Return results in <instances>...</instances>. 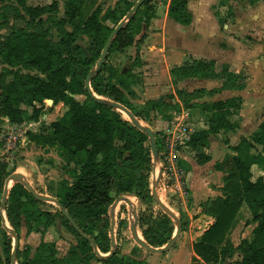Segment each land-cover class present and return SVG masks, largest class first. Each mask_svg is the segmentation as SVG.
<instances>
[{"label": "trees", "instance_id": "obj_1", "mask_svg": "<svg viewBox=\"0 0 264 264\" xmlns=\"http://www.w3.org/2000/svg\"><path fill=\"white\" fill-rule=\"evenodd\" d=\"M242 1H248L253 6L264 0ZM17 2L20 6L17 13L24 22V27L0 37V59L4 64L22 68L27 73L16 75L11 82H7L5 76L0 75L2 112L10 122L22 124L28 116L23 106L32 107L33 112L29 119L33 121H38L42 113V109L36 104H42L45 100L62 102L67 107L63 116L49 126L50 140L56 143L80 171L72 176L74 182H60L55 197L80 229L101 248L94 233L99 225L108 223L109 210L114 203L113 192L116 190L120 196L132 191L136 184L142 187L145 166L151 160L147 135L129 120L123 119L122 113L115 107L95 100L86 88L87 77L95 69L109 38L119 26L118 23L114 27L105 24L109 19H116L117 11L108 10L100 17L101 10L97 9L86 21L77 22L81 11L76 0H65L63 12L56 0L51 4L35 7L28 6L26 0ZM151 2L152 0H147L131 21L120 30L108 56L114 51L122 52L133 46L134 37L141 32L143 24L147 28L150 26L154 16ZM188 2L189 0H171L170 3L169 17L183 26H189L193 20ZM229 2L230 0H220L219 5L226 6ZM67 25L71 26L72 31L66 29ZM55 32L58 40L55 39ZM81 35L92 38L91 48L87 51L77 43ZM108 70L104 64L92 77V92L97 97L125 106L139 119L141 113L138 115L131 109L121 89H126L124 80L128 76H120L110 69V75L106 79L103 74ZM172 75L197 79L214 78L215 63L202 60L186 67L175 68ZM113 79L121 87L112 83ZM233 81L237 82L234 75L227 74L225 87L242 88V85H234ZM206 93L204 90L191 94L178 92L188 108L195 106L212 114L210 129L193 133L188 142L199 165L210 161L205 152L210 134L234 130L230 118L239 113L243 104L240 99L211 104L190 103ZM77 95L85 96V102L77 100ZM164 106L168 105L160 101L149 103L147 108ZM231 149L236 154L228 156L220 167L221 171L227 172L223 178L224 198L216 199L206 208V213L213 216L215 222L195 243L194 250L205 264L217 261L219 254L225 259H231L237 251L243 254V260L239 264H264V176L254 181L252 173L254 165H264V120L257 132L251 137L242 138ZM38 203L40 202L21 183H16L10 189L6 211L19 241L20 229L26 228L30 235L32 232H39L40 226L48 230L57 219H61L76 238V244L70 247L66 256L59 258L56 245L50 246L41 242L31 259L28 256L30 246L21 251L18 244L16 259L19 264L114 262L116 252L108 259H100L91 243L75 231L59 210L55 215L37 211L34 207ZM244 204L253 216L246 225L256 228L250 240L244 239L238 247H234L228 236ZM12 250V237L6 235L5 253L8 259L5 264H11L9 256ZM108 252L110 250L107 248L104 253ZM123 263L125 264L124 261L121 264Z\"/></svg>", "mask_w": 264, "mask_h": 264}, {"label": "rangeland", "instance_id": "obj_2", "mask_svg": "<svg viewBox=\"0 0 264 264\" xmlns=\"http://www.w3.org/2000/svg\"><path fill=\"white\" fill-rule=\"evenodd\" d=\"M52 1L54 0H26L27 5L32 7L51 4ZM56 1H58L59 8L63 12L65 0ZM76 1L81 11L80 17L76 19L77 22H84L92 10L96 8L97 4H99V8L102 11L106 10L108 5L110 7L115 6L114 8L117 11L116 19H109L107 21L110 27H114L117 23L118 25L123 23L126 25L131 21L129 14L132 9L131 7L137 0ZM168 1L171 0H161L160 2L166 3ZM192 1L195 5H203L206 8L204 15L206 17L211 16V19L212 14L216 13L215 16L221 15L222 19L228 22L230 17L234 15L231 18L233 19L231 22L237 21L235 25H238V28H242L243 30H239L233 34L237 40L236 52L238 54L240 52L247 53V51L253 48L254 44V46L258 47H261L260 44H264V1L252 6L248 1L230 0L223 7L218 5L220 0H203L204 4L201 3L203 2L201 0ZM17 10H20L17 0H0V37L7 36L12 31L24 27V22L20 20ZM216 18L218 19V17ZM66 27L70 28L69 25ZM55 36V39L58 40L57 33H55ZM236 59L237 65L242 63V60L238 56ZM20 73L26 74L27 71L18 67H10L0 59V75L5 76L7 82L13 81L16 75ZM105 73L103 74L104 76ZM262 81L264 84V78ZM99 98L106 99L103 97ZM2 99V91L0 90V264H5L8 259V255L5 253L6 235L11 236L7 227L14 230L8 219L6 209H2L6 179L14 173L21 174L38 194L56 198L55 194L60 182L63 180L74 182L75 179L72 176L75 173H79L80 170L75 167L73 161L68 160L56 143L50 140L51 132L49 126L51 123L59 120L67 110L64 103H54L45 100L42 104H36L38 108L42 109L38 121L29 119V116L33 112L32 107L23 106L28 116L22 124H14L2 112ZM77 99L82 103L86 100L85 96L77 97ZM250 104L251 102L248 106L249 114L254 112ZM158 108L161 109V107ZM131 109L138 115L143 111ZM163 110L166 109L160 111L162 112ZM179 110L180 108H174L176 113ZM259 110L264 114V108H259ZM161 112L160 115L163 117H168L171 120L176 119V113L162 114ZM263 114H260L261 118ZM148 115L145 119L142 116L137 119L141 125L154 130L157 128L154 125V118H151V114ZM122 116L123 119L129 120L126 114L122 113ZM260 117L255 119L254 116L255 127L258 124L257 122H261L262 119ZM155 132L159 153L158 159L156 160L151 152V160L145 166L143 173L145 179L142 187L136 184L132 191L120 196L116 193V190L113 192L114 202L119 197H124L130 200L132 206L130 207L126 201L122 200L116 208V213L113 215L112 206L114 203L111 205L107 225H99L94 233V236L101 243V248H98V250L102 255H108L112 250H116V258L113 260L114 262L109 264H121L123 261L125 264H145L146 262H151L152 264H170L177 257H185L189 264H205L201 262L202 260L194 250L195 243L200 240V238H196L198 232L202 228L204 229V226H202V221H200L201 226L198 225L196 221L198 215L192 213L194 211L198 213L199 209L198 206L190 203L191 192L187 186L190 169L182 160H179L180 165H172L171 161H169V151L166 149V145L163 144L165 140L164 136L168 133V130L162 128L155 130ZM11 134L13 137L17 136L20 138L18 144L19 150L16 153H14L15 150L9 149L8 146ZM147 145L151 151L149 138ZM183 151L186 150L183 149ZM190 153L195 157L194 152L190 151ZM177 159V156H174L173 161L176 163ZM180 170L184 171L183 177H180ZM252 173L253 180L255 181L259 177L264 176V168L254 167ZM16 183L19 182L15 180L10 182L9 192ZM39 202L34 207L37 211L50 212L53 215L57 214L58 210L61 212L60 208L53 202ZM206 208L207 206L202 209L205 210ZM186 209H189L188 211L192 213L191 216L187 214ZM2 218L5 219V224L2 222ZM252 218L253 216L249 211L250 220L247 222H250ZM112 222H114L113 233H111ZM179 224L182 225L183 233L180 236L179 243L175 244L169 255L167 253L160 255L147 251L135 241L132 233V227L136 225L141 239L154 248H162L175 236ZM241 226H243L242 230L232 237L234 247H238L244 239L250 240L256 228V226H247L246 224L245 226L244 224ZM189 232L193 234L190 235ZM19 235V249L23 251L27 249V246H30L28 255L30 259L34 257L37 247L41 242H46L50 246L56 245L58 248L57 256L59 258H63L68 253L71 245L76 244V238L62 223L61 219H57L48 230L40 226L39 232H32L28 235L26 229L23 228L20 229ZM112 235L116 245H112ZM154 244L161 246L155 247ZM12 245H14L13 237ZM107 248L110 252L104 253ZM9 257L11 260V256ZM242 260V252L237 251L231 259H225L219 254L217 261H212L208 264H239ZM17 264H19L18 260ZM92 264L104 263L93 261Z\"/></svg>", "mask_w": 264, "mask_h": 264}, {"label": "crops", "instance_id": "obj_3", "mask_svg": "<svg viewBox=\"0 0 264 264\" xmlns=\"http://www.w3.org/2000/svg\"><path fill=\"white\" fill-rule=\"evenodd\" d=\"M156 2L152 0L150 5L154 8V16L150 26L147 28L143 24L141 32L134 37V45L122 52H112L104 63L105 68L112 69L120 76H128L124 80L126 89H123L116 79H113L112 83L121 87L131 108L143 110L141 115L144 119L149 116L148 114L152 115L151 118H154V125L157 127L154 130L151 128L155 136V130L165 128L169 131L172 129V122L174 121L161 116L160 110L166 109L161 112L162 114H174L176 113L174 111L176 107L180 108L176 116H188L192 134L210 129L212 114L195 106L188 108L184 100L179 97V91L190 94L199 90L207 92L202 98L193 99L190 102L191 104H211L232 99L243 101L239 113L230 118V121L234 124V130L210 134L209 144L205 149L206 154L210 157L208 163L199 165L197 159L191 155L190 151L192 150L188 143L176 152L178 165H180L179 160H182L190 169L187 186L191 192L190 203L198 206L199 209L198 213L195 211L192 213L198 215L196 220L198 225L201 226L200 221L203 222L204 229L202 228L196 237L201 238L215 222V218L208 215L206 209L203 210L202 208L206 206L208 208L216 199L224 198L223 187L225 184L223 178L227 175V172L221 171L220 167L223 166L228 156L236 154L231 148L237 146L242 138L251 137L257 132L264 120V114L259 110V108H264V84L262 81L264 78V44H260L261 47L254 46V44L253 50L250 49L247 53L240 52L238 54L236 52L237 40L233 34L242 30V28L235 25L237 21L231 22L234 15L230 17L228 22L223 20L221 15L215 16L216 13L212 14L211 19V16L206 17L204 15L206 8L203 5H195L192 0H189L188 9L193 16V20L189 26H183L169 17L171 1L166 3ZM201 3L204 4V1ZM114 7L108 5L106 10H101L100 17H103L108 10L114 11ZM97 9H100L99 4L96 5V8L92 10L85 21ZM105 24L108 25L107 22ZM69 27H66V29L72 31L71 26ZM77 43L87 51L91 48L92 38L81 35ZM237 56L242 60L239 65H237ZM202 60L215 63L216 77L197 79L172 75L173 69L186 67ZM109 70L105 73L106 79L110 75ZM229 73L237 79V82L233 81L234 85H242V88L225 87L227 74ZM77 97L84 96H75L76 99ZM160 101L165 102L168 106L161 107V109L158 107L154 109L147 108L149 103L154 104ZM250 102V107H253L254 110L251 114L248 113ZM260 114H263L262 118ZM254 116L255 119L259 117L262 119L260 123L257 122L256 127L254 126L256 124L253 119ZM183 149L186 151H183ZM254 167L264 168L263 165H254L252 170ZM188 210L186 209V212L191 216L192 213ZM249 211L248 206L244 204L228 236L232 244L233 235H237L243 228L241 225L244 224L245 226L247 221L250 220ZM189 234L192 235L193 233L189 232ZM179 239L175 244L179 243ZM171 250L166 253L169 255ZM145 264L152 263L146 262ZM170 264L189 263L185 257H177Z\"/></svg>", "mask_w": 264, "mask_h": 264}, {"label": "water", "instance_id": "obj_4", "mask_svg": "<svg viewBox=\"0 0 264 264\" xmlns=\"http://www.w3.org/2000/svg\"><path fill=\"white\" fill-rule=\"evenodd\" d=\"M147 0H139L136 5L133 7V9L130 12V18L133 17V15L139 10L140 7H142V5L146 2ZM124 23L120 24L118 27H116V29L113 31L111 37L109 38L102 54L101 57L95 67V69L89 74V76L86 79V88L89 92V94L97 101H100L102 103L111 105L113 107H115L116 110H118L119 112H122L124 114H126L129 118V121L137 128L139 129L141 132H143L144 134L147 135V137L150 139V146H151V152L153 154V157L157 160L158 159V147H157V142H156V136L154 131L150 128V127H145L143 125L140 124V122L138 121V119L134 116V114L127 109L125 106L118 104V103H114L112 101L106 100V99H102L97 97L91 89V80L92 77L97 74L100 69L103 67L106 58L108 57V54L110 52L112 43L115 39V37L118 35V33L120 32V30L124 27ZM48 101H52V100H48ZM12 180L18 181L19 183L23 184L25 186V188L32 194V196L37 200V201H41V202H53L55 203L61 210L62 214L64 215V217L69 221V223L71 224V226L75 229V231L80 234L81 237H83L84 239L88 240L91 243V246L93 247L96 255L100 258V259H108L110 257H112L116 250H112L108 255H102L100 254L97 244L96 242L90 238L89 236H87L81 229L80 227L77 225V223L74 221V219L71 217V215L69 214V212L63 208L62 204L53 197H49V196H43L40 195L36 192V190L32 187V185L24 178L23 175L18 174V173H14L12 175H10L6 181H5V189H4V193H3V199H2V209H6V202H7V198L9 195V184ZM126 201L130 207L132 206L131 202L129 199L124 198V197H119L113 204L112 206V214L114 215L116 213V208L118 207L120 201ZM5 219L2 218V222L4 223ZM5 224V223H4ZM7 229L9 230V234L14 238V245H13V251H12V255H11V264H17V259H16V255H17V250H18V244H19V239H18V235L15 232V230L13 229H9L7 227ZM114 231V222H112V227H111V233H113ZM132 233H133V237L135 239V241L144 249H146L149 252L155 253V254H163L168 252L170 249H172V247L175 245V243L178 241V239L180 238L181 234H182V225L179 224L177 226V232L175 234V236L166 244V246L162 247V248H154L152 246H150L148 243H146L143 239H141L138 235L137 232V226L134 225L132 227ZM112 245H116L115 240L113 239V235H112Z\"/></svg>", "mask_w": 264, "mask_h": 264}, {"label": "built area", "instance_id": "obj_5", "mask_svg": "<svg viewBox=\"0 0 264 264\" xmlns=\"http://www.w3.org/2000/svg\"><path fill=\"white\" fill-rule=\"evenodd\" d=\"M157 3H160L161 0H155ZM192 135L190 124L188 123V116L185 115L183 117L176 116V119L172 122V129L168 131V133L164 136V145H166V149L169 151V161H171L172 165L178 164L177 161H173L174 156H177L178 147H185L189 142L190 137ZM19 137L12 136L9 139V149L15 150L16 153L19 150ZM180 147V148H181ZM184 171L180 170V177H183ZM178 178V176H177Z\"/></svg>", "mask_w": 264, "mask_h": 264}, {"label": "bare ground", "instance_id": "obj_6", "mask_svg": "<svg viewBox=\"0 0 264 264\" xmlns=\"http://www.w3.org/2000/svg\"><path fill=\"white\" fill-rule=\"evenodd\" d=\"M49 102H52V101H49Z\"/></svg>", "mask_w": 264, "mask_h": 264}]
</instances>
